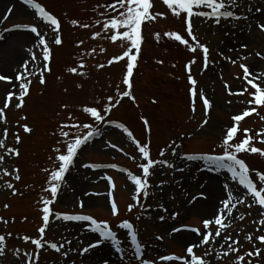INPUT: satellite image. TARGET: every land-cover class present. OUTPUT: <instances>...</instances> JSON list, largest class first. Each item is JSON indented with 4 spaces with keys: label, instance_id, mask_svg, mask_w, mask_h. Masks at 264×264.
<instances>
[{
    "label": "rangeland",
    "instance_id": "374dc122",
    "mask_svg": "<svg viewBox=\"0 0 264 264\" xmlns=\"http://www.w3.org/2000/svg\"><path fill=\"white\" fill-rule=\"evenodd\" d=\"M35 2L60 20L62 45L54 43L53 37L57 34L50 26L44 25L35 11L21 0H0V73L15 77L22 62H28L32 70L39 72L40 67L46 63L43 61L44 49L39 45V38L23 31L22 26H37L52 50L51 73L45 72L46 84L39 83V75L30 77L32 83L24 107L6 110L7 124L0 119V128L8 130L6 148H18L20 151L19 157L6 155L5 162L0 165V217L9 221L7 225L0 223V235L12 234L7 237L8 254L6 257H0V264H20L25 252L33 255L35 261V246L30 241L25 243L22 237L39 238L38 230L43 226L41 198H50V193L45 191L49 173L44 169L51 170L57 166L51 158L56 155L53 149L60 146L63 140L60 136V125L87 122L89 118L81 111L82 107L95 106L102 111L107 106L109 96L118 99V87L120 92L126 90L122 83L126 63L121 61L108 66V61L122 54L125 49L120 47L119 42L111 43L103 27L111 16L117 15L107 7L116 3V0ZM151 2L152 13H163L166 19L158 18L157 21L143 26L145 42L134 72L132 90L135 103L125 98L111 114H106L103 124H94V128L101 134L81 150L76 164L66 176L67 184L63 186L57 203L52 206L55 213L86 214L99 222H109L118 235L123 251L118 253L109 242L100 241V246L92 251L106 248L109 257L91 261L88 259V253L80 255V252L89 244L96 243L98 236L91 233L89 238H77L82 232L90 233L89 225L81 226L74 222L53 220L51 229L46 232V241L62 244L63 248L61 253L43 249L39 264H139L131 240L124 234V230L117 228L118 223L125 219L136 226L138 240L142 242L141 247L144 250L143 258L150 264H183L184 259L188 258L186 246H190L192 242L178 243L175 241L177 235L188 233L200 241L199 234L187 229H198L199 233L204 235L219 230L214 224L207 229L204 227V221L214 218L216 210L201 216L193 215L192 212L204 198L205 188L211 179H215L217 193L213 206L221 204L219 197L226 195L229 190L234 194L245 190L231 179V174L226 169L209 170L203 160L186 161L181 157L222 155V140L227 130L235 124L232 117L252 108L257 111L240 122V130L233 143L242 142L245 138L244 130L247 129L253 138L251 146L264 150V143L259 142L262 138L257 136L258 132H264V107L246 103L251 100L254 89L245 81L243 69L240 67L244 64L250 66L253 73H264V59L256 55L257 52L264 55V31L258 27L264 22V0H237L239 7L233 10L239 16L248 17L247 20L225 21L217 25L214 21L193 18L195 35L201 44L210 49L207 69L202 51L192 53L186 46L164 35L165 32H177L191 43L183 18H175L163 0ZM230 2L231 0H226V3ZM73 20L78 21L80 25L86 23L90 27H73ZM157 32L161 37L159 41L155 39ZM18 33H28L33 38L20 43L16 41L15 35ZM96 33H100V36L92 39ZM81 41L83 44L77 47ZM243 45L247 47L244 48ZM93 48L96 52L87 55ZM9 51H16L19 57L15 61L6 62L5 57H10ZM33 53L37 56L34 62L31 61ZM226 57L234 60L235 64L225 59ZM193 59L197 63L192 65L191 74L198 82L197 88L206 94L213 105L207 116L199 96L196 98V111H192L189 92L191 85L185 66ZM80 63L86 65L80 70L86 73L85 76L68 72L69 68L78 67ZM100 64L105 67L99 68ZM245 87L249 91L243 96L229 94L230 90L239 92ZM6 90H11V86L5 81H0V106L5 100ZM153 100L157 102L153 103ZM24 116H27L26 120L22 119ZM69 116L72 120L68 119ZM142 118L149 121L150 134L146 132ZM205 119L209 123L201 127ZM109 120L124 124L142 145H150L154 160L165 159L175 165V168L158 166V174L150 178L149 195L142 197L140 204L131 213H128L127 208L134 203V186L125 173L140 175L138 165L142 161L136 145L119 129L114 128L112 123H105ZM24 124H28L33 131L25 133ZM65 131L70 133L69 139H72L75 135L86 134L87 130L69 128ZM16 133L21 137L20 144L15 143ZM2 138L0 135V139ZM173 141L181 146L176 150L175 156L168 147ZM112 144L117 147L112 148ZM162 149L166 151L165 157L159 155ZM5 152L6 149H0V154ZM239 158L249 165L252 179L257 183L258 189H264V184H261L255 175L257 170L264 172V158L250 153H241ZM84 164L115 165L126 171L120 172L112 168L90 169L83 167ZM5 168L13 175H2ZM16 168L19 169L21 177L19 181L13 178ZM180 168L184 171H179ZM106 177H111L114 188L109 186ZM9 182L14 185L17 195L13 196V190L6 187ZM86 198H96L98 205L86 206ZM111 199L119 208L117 218L110 212ZM238 199L245 202L237 203L233 214L234 217L242 219L229 218L231 226L221 237H210L213 242L194 249L197 255H204L210 264H235L239 256H245L243 264H248L249 260L252 264H264V244L258 239L264 235V225L259 223L264 219V208L258 204L249 208L248 204L253 200L247 194L239 196ZM80 201L84 203L83 208L79 206ZM6 204L10 206L7 209L4 207ZM161 205L167 211H164ZM174 214H178L175 220L171 219ZM160 216H164L165 220L161 221ZM75 224L80 225V229ZM177 227L184 230L169 235L172 229ZM249 235L253 236L251 242L247 239ZM157 236H162L163 239H156ZM229 236L233 241H240L239 245H236L240 248L239 253L228 249L225 239ZM15 249H19V257L15 254ZM205 249L211 256L207 255ZM257 249L261 250L260 257H247V252H255ZM226 250L230 251V254L220 257L219 253ZM64 252H67V256L63 255ZM163 255L180 259L166 262L160 259Z\"/></svg>",
    "mask_w": 264,
    "mask_h": 264
},
{
    "label": "snow or ice",
    "instance_id": "6c2138e0",
    "mask_svg": "<svg viewBox=\"0 0 264 264\" xmlns=\"http://www.w3.org/2000/svg\"><path fill=\"white\" fill-rule=\"evenodd\" d=\"M23 3L33 9L39 19L43 22L44 25L50 26V28L57 34L53 37L54 43L56 45H62V33H61V22L60 20L46 11L45 7L41 6L39 3L35 2V0H23ZM163 3L167 5L171 14L177 18H183V22L186 25V32L188 37L191 39V43L189 39H185L181 34L177 32H165L164 35L169 37L171 40L179 42L180 45H184L188 48L192 53H196L198 50L202 51L204 60H205V69H207L208 64L207 61L209 59L210 49L207 45H203L199 42L197 36L194 33V23L193 18H203L206 21H214L215 24L220 25L225 21H238L240 19L247 20L246 16H239L233 10L235 7H239L237 4V0H231L230 3H226V0H163ZM109 9L114 10L117 15L111 16L104 23V31L107 33V38L113 44L119 45L121 48L125 50L122 54L118 56H114L112 59L108 61V66L112 64H118L121 61L126 63V72L123 76L122 83L126 86V90L120 92L119 87L117 89V98L109 96L107 99V106L103 108V110H98L95 106H84L81 111L86 115L88 119L87 122L80 123H66L60 125V136L63 137V140L60 142V146L55 147L53 151L56 153L54 158V164L57 166L52 168L51 170L45 168L44 171L49 173V178L47 180L48 187L45 188V191L50 193V198L45 199L41 198L42 203V221L43 226L39 228V238L32 239L28 236L22 237L25 243L31 242L32 245L35 246L36 252L35 261L33 260V255L25 252L23 254V259L20 264H39L41 259L42 250L48 248L56 253H61L63 245H58L57 243H49L46 241V232L51 229L53 220L55 221H63V222H74L78 223L81 226L84 224L89 225V231L92 234L98 236V240L96 243H91L88 246L84 247L80 252V255H84L89 253L93 249H96L100 246V241L109 242L112 247L116 249V251L122 252L123 248L121 246V242L118 238L117 233L111 228L109 222H99L97 219L93 218L90 215L86 214H59L53 211V205L57 203L58 197L63 190V186L67 184L66 176L70 173L71 169L76 164L78 156L81 150L90 144L92 139L101 133L94 128V124L99 125L103 124L106 120V114H111L113 109L117 108L121 102L125 98H129L135 103V96L133 95V87H134V72L138 66V61L142 54V46L144 44V36H143V26L147 23L155 22L159 19H166V16L163 13H152L153 3L151 0H116V3L107 6ZM7 17H5L6 19ZM73 27H84L88 28L90 25L80 23L76 20L71 21ZM258 27L261 31H264V22H261ZM22 30L25 32H30L34 34L35 37L39 38V45L43 46V61L46 62L40 67L39 72H36L30 68L28 62H22L17 69V74L15 77L5 76L0 73V81H5L8 85L11 86V90L5 91V100L0 106V119H2L4 124H7V118L5 116L6 110L15 107L16 109H21L25 105V98L29 96V90L31 86L30 77L39 75V83L41 85L46 84L45 72L51 73V61H52V50L49 47L48 41L45 39L44 35L41 34L37 26H22ZM100 36V33H96L92 36V39H97ZM160 33L155 34V39L157 41L160 40ZM83 44V41L77 45L80 47ZM242 47L246 48L247 45H243ZM96 49L93 48L91 53H87V55H91L95 53ZM257 56L261 59H264V55L257 52ZM245 59L247 57H244ZM229 62L235 64V61L230 57H226ZM37 56L35 53L31 55V61H36ZM158 63H163L162 61H157ZM197 61L195 59L191 60L185 67L188 73V82L191 85L189 92L190 97L192 99V111L195 113L196 111V98L202 100L205 115L207 116L211 108L213 107L212 102L208 99L206 94L203 91H199L197 88V80L192 76V65L196 64ZM86 65L84 63H80L78 67H72L68 69L73 75L85 76L86 73L80 71L84 69ZM104 64H100L99 68H104ZM175 67V65H173ZM240 67L244 72V79L248 85L251 86V89L254 91L251 93V100L246 101L248 104H255L258 107H264V73H253L250 70V66L241 64ZM22 69V70H21ZM239 79V77H237ZM27 81V82H25ZM82 87V85H79ZM225 87H228L225 85ZM249 89L245 87L242 91L233 92L229 91L230 95H239L243 96ZM157 101L153 100V103ZM231 103V101H229ZM67 108V105L64 106ZM257 111L256 108H252L244 111L242 114H237L232 117L235 121V124L231 126L227 132L226 136L222 140V144L220 147L223 149L222 155H185L181 157V159L186 161H196L203 160L206 162V165L209 170H221L226 169L228 173L231 174V179L236 181V184L245 190L244 192H237L234 194L231 190L227 192L226 195H222L219 197L221 204L216 205V212L214 213V218H209L204 221V227L207 229L211 225L218 226L219 230L213 232H209L207 235L199 233L198 229H187L188 231L196 232L200 235V241H196L192 243L190 246H186L187 257L184 259L183 264H210V261L206 259L204 255H197L194 249L200 248L203 245H208L212 240L210 237H221L223 233L231 226V222L229 218L233 219H242V217H234L233 211L236 208L237 203L243 204L245 201L243 199H238L239 196L247 194L253 200L252 203L248 204V207L251 208L254 204H258L261 208H264V189H258V185L252 179V170L249 165L245 162L244 159L239 158L241 153H250V154H258L260 157L264 158V150L251 146L253 143V138L249 134L247 129L244 130L245 138L242 142L233 143L234 140L237 139V133L240 130L239 124L241 121L245 119L246 116L251 115L253 112ZM22 119L26 120L27 116L22 117ZM69 120H72V117L69 116ZM143 124L145 125V130L147 133H151V125L146 118H142ZM109 124L112 122L109 120ZM209 121L207 119L204 120V125L208 124ZM114 128L119 129L123 134L127 136V138L136 145L138 152L140 154L141 163H139L138 167L140 169V175H134L131 172H127V175L131 181V184L134 186V203L130 204L127 208V211L131 213L135 207L140 204L142 197H147L149 195V189L151 187L150 178L158 174V166H166L168 168H175L174 164L169 163L165 159L154 160L151 155L150 145H142L134 136L133 132L124 124L116 123L113 125ZM77 129V130H87L84 135H75L74 138L69 139L70 133L65 131V129ZM23 130L25 133H31L33 129L28 125H23ZM0 135H2V139H0V149H6V152L0 154V165L5 162V156H14L19 157L20 151L18 148H6V141L8 139V130L6 128H0ZM257 136L262 139L259 141L260 143H264V132H258ZM22 142L19 133L15 134V143L20 144ZM173 145H175L173 147ZM112 148H116L115 144L111 145ZM169 148L172 149V155H177V149L181 146L176 144L175 141L172 144L168 145ZM160 157L166 156V151L161 150L159 152ZM83 167L96 169L99 168L100 165L96 164H84ZM111 167H116L115 165H111ZM16 175L13 177L16 181L21 179L19 175V169L15 170ZM120 172H125V169H118ZM179 171L183 172L184 169L180 168ZM2 175L4 176H12L13 173L8 171V169H3ZM256 177L261 184H264V172L259 170L255 173ZM108 180L110 187H115L114 183L111 180V177H106ZM161 187L163 186V182H161ZM6 187L8 189H12V195L15 196L18 194L17 190H15L14 185L9 182ZM203 187V186H202ZM227 187V186H226ZM86 195H90L87 194ZM203 196V194H201ZM111 196V193H109ZM206 198V197H204ZM196 199V198H194ZM79 206L81 208L84 207L83 201L79 202ZM5 209L10 207L9 205H4ZM164 211H167L163 205L160 206ZM110 212L112 216H119V208L117 203L113 200L110 206ZM178 214H174L171 219L175 220ZM159 219L161 221L165 220L164 216H160ZM26 220V218H25ZM228 221V223H226ZM0 223L7 225L9 223L8 220L0 217ZM259 223L264 225V219L260 220ZM117 228L121 230H126V236L130 238L132 245L134 246L135 256L139 260V264H150L147 259L143 258V248L141 247V241L138 240V230L134 227L133 223L125 220L118 223ZM182 228L177 227L172 229L173 233L181 232ZM260 229L258 228L257 231ZM12 234L8 233L6 235H0V257H6L8 254L7 249V237H10ZM156 239H163L162 236H157ZM248 241L251 242L253 240V236L249 235L247 237ZM259 242L264 244V235L260 236ZM202 241V243H201ZM225 243L228 246V249L231 251H235L236 253L240 252V248L236 247L239 245L240 241L232 239V237H226ZM15 254L17 257L20 256L19 249H15ZM205 252L208 256H211V253ZM230 254V251H225L219 253L220 257H225ZM64 256H67V252L63 253ZM247 257H260L261 250L257 249L255 252H247ZM162 261L166 262H174L179 260V257L172 255H163L160 257ZM245 260V256H239L238 261L235 264H243ZM16 264V262H14ZM248 264H252L251 260L248 261Z\"/></svg>",
    "mask_w": 264,
    "mask_h": 264
},
{
    "label": "bare ground",
    "instance_id": "6f19581e",
    "mask_svg": "<svg viewBox=\"0 0 264 264\" xmlns=\"http://www.w3.org/2000/svg\"><path fill=\"white\" fill-rule=\"evenodd\" d=\"M4 1H9V0H4ZM18 5V4H17ZM21 8V7H20ZM16 36V41L17 42H25V40L32 39L33 37L29 35L28 33H18L15 35ZM10 57H5L6 62L9 60L15 61L19 56L16 51H9ZM8 56V54H6ZM82 186V185H81ZM81 186H79L81 188ZM205 196L207 198H203L201 202L197 203V206L193 209V215H208L211 214L212 211L216 210V204H214V199L217 196V193L215 192V179H211V182L208 183V185L205 188ZM79 192V191H78ZM96 199V198H95ZM91 199V198H86L84 201L86 206L92 207V205H98L97 200ZM101 201V199H99ZM79 227L80 225L75 224ZM92 234L91 233H86L82 232L77 238L83 237V238H89ZM175 241L178 243H194L198 241V238L195 236H192L188 233H181L175 237ZM106 249V248H105ZM105 249H99L98 251H92L88 253V259L91 261L97 260V259H104L109 257V252Z\"/></svg>",
    "mask_w": 264,
    "mask_h": 264
}]
</instances>
